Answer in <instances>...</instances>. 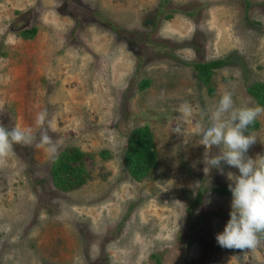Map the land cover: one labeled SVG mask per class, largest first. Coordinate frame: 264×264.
Listing matches in <instances>:
<instances>
[{"label": "rangeland", "instance_id": "1", "mask_svg": "<svg viewBox=\"0 0 264 264\" xmlns=\"http://www.w3.org/2000/svg\"><path fill=\"white\" fill-rule=\"evenodd\" d=\"M226 57L209 95L187 64ZM254 82H264V0H0V125L31 127L38 142L46 112L58 154L86 153L89 175L61 192L55 158L15 145L0 167V264H264V241L217 243L232 201L219 189L239 171L222 162L224 174L204 172L197 127L225 90L258 105L246 91ZM185 101L192 115L181 120ZM257 121L253 159L264 156V115ZM141 124L158 164L135 181L123 152Z\"/></svg>", "mask_w": 264, "mask_h": 264}, {"label": "clouds", "instance_id": "2", "mask_svg": "<svg viewBox=\"0 0 264 264\" xmlns=\"http://www.w3.org/2000/svg\"><path fill=\"white\" fill-rule=\"evenodd\" d=\"M233 92L225 90L218 102L209 110L207 123L197 125L200 145L205 147L204 172L212 168L223 173L221 163L236 168L239 175L228 172L230 181L228 189L232 194L230 219L222 233L216 235L217 243L222 248L254 250L264 239V156L255 159L247 156L251 145L256 143L255 133H249V127L262 115L264 107L256 105L238 106L233 98ZM179 119L185 120L192 115L191 106L185 101L179 108ZM47 113L41 111L36 116V126L39 129V141L33 129L0 125V167L6 165L14 153V146L23 144L44 149L50 157H57L59 144L48 135L45 124ZM177 133L181 129L177 127ZM219 151L210 156V149ZM210 203V201H208Z\"/></svg>", "mask_w": 264, "mask_h": 264}, {"label": "trees", "instance_id": "3", "mask_svg": "<svg viewBox=\"0 0 264 264\" xmlns=\"http://www.w3.org/2000/svg\"><path fill=\"white\" fill-rule=\"evenodd\" d=\"M167 15L166 18H170ZM106 22V21H105ZM104 22V23H105ZM105 25L112 29L116 27L106 22ZM36 33L35 28L25 29L22 31L23 38H31ZM116 33H121L116 29ZM228 57L204 62H192L189 65L195 72V77L205 86L209 95L214 93L211 87V76L215 69L225 65ZM150 84L148 79H142L139 82V90L146 89ZM247 94L259 106L264 107V82H254L246 89ZM140 127L134 129L127 136L126 149L123 152L124 167L129 175L135 181L145 178L149 172L158 164V156L156 152L153 135L147 124H141ZM259 128L256 120L248 129L254 131ZM87 154L76 147H69L61 151L51 167V177L55 188L61 192H71L82 187L88 178V171L85 165ZM220 192L231 194L229 189L220 188ZM264 241V239H262Z\"/></svg>", "mask_w": 264, "mask_h": 264}]
</instances>
